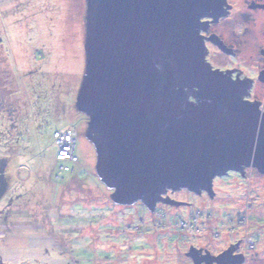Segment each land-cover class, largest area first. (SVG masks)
Here are the masks:
<instances>
[{
	"label": "rangeland",
	"instance_id": "374dc122",
	"mask_svg": "<svg viewBox=\"0 0 264 264\" xmlns=\"http://www.w3.org/2000/svg\"><path fill=\"white\" fill-rule=\"evenodd\" d=\"M86 14V0H0V264H193L191 246L264 264L256 168L215 177L212 196L169 190L180 203L153 211L114 203L89 119L75 108ZM67 129L77 161L60 174L53 135Z\"/></svg>",
	"mask_w": 264,
	"mask_h": 264
},
{
	"label": "water",
	"instance_id": "95a60500",
	"mask_svg": "<svg viewBox=\"0 0 264 264\" xmlns=\"http://www.w3.org/2000/svg\"><path fill=\"white\" fill-rule=\"evenodd\" d=\"M86 74L75 108L88 117L98 175L116 204L151 211L167 190L213 195V179L264 175V120L241 83L212 69L198 26L224 0H86ZM191 246L193 264H240Z\"/></svg>",
	"mask_w": 264,
	"mask_h": 264
},
{
	"label": "flooded vegetation",
	"instance_id": "af4514ba",
	"mask_svg": "<svg viewBox=\"0 0 264 264\" xmlns=\"http://www.w3.org/2000/svg\"><path fill=\"white\" fill-rule=\"evenodd\" d=\"M221 5L218 10L210 8L198 22L205 59L212 69L226 74L234 83H241L244 100L258 103V126L261 127L264 120V0H224ZM245 170L233 172L244 175Z\"/></svg>",
	"mask_w": 264,
	"mask_h": 264
},
{
	"label": "built area",
	"instance_id": "2783aa9c",
	"mask_svg": "<svg viewBox=\"0 0 264 264\" xmlns=\"http://www.w3.org/2000/svg\"><path fill=\"white\" fill-rule=\"evenodd\" d=\"M74 135L75 133L72 129H67L65 131H59V132L54 133L53 135L55 138L54 139L55 144L57 146L56 159L58 161V170L60 174L73 170L70 164H75L77 161V156L74 151V148H75ZM57 176L59 177V174ZM157 216L163 217L164 214L157 213ZM142 220H143V216L141 218V221ZM178 220H179V217H178ZM178 220L175 225L179 223ZM249 242L251 245L250 240Z\"/></svg>",
	"mask_w": 264,
	"mask_h": 264
},
{
	"label": "trees",
	"instance_id": "16d2710c",
	"mask_svg": "<svg viewBox=\"0 0 264 264\" xmlns=\"http://www.w3.org/2000/svg\"><path fill=\"white\" fill-rule=\"evenodd\" d=\"M72 166V165H71ZM72 169H73V167H72Z\"/></svg>",
	"mask_w": 264,
	"mask_h": 264
}]
</instances>
